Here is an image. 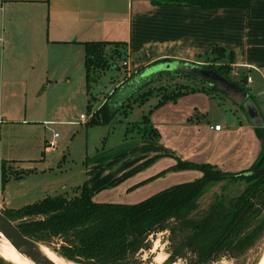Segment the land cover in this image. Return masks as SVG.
Listing matches in <instances>:
<instances>
[{"label":"crops","instance_id":"crops-1","mask_svg":"<svg viewBox=\"0 0 264 264\" xmlns=\"http://www.w3.org/2000/svg\"><path fill=\"white\" fill-rule=\"evenodd\" d=\"M101 39L127 41L123 60L128 63L119 62L125 65L127 75L166 57L200 63L199 54L214 44L223 45L234 52L235 74L244 69L251 76L245 84L264 114V0H252L248 8L211 9L156 0H0V126L65 121L53 119L57 106L49 109L45 104L39 110L9 102L4 106L2 95L36 94L51 87L60 93L75 92L78 77L86 78L85 41ZM194 92L205 93L209 100L208 92ZM190 93L162 104L150 115L151 124L160 132L159 143L165 148L161 152L212 162L224 170H231L232 164H247L237 169L247 168L256 161L261 143L245 112L225 111L227 119L222 120L210 118L207 106L200 108L197 103L182 110V105H189L182 101ZM165 105L170 110L168 117L160 118L165 114L160 112L155 118ZM215 123H221V129L212 128ZM35 142L30 135L9 137L4 144L1 138L0 173L2 160L7 161L9 170L25 168L21 177L14 175L16 171L11 177L23 178L27 172L36 171V158L16 157L28 154ZM11 177L4 187L0 179L2 189L7 188ZM10 195L6 193L4 200L1 196L3 207H11Z\"/></svg>","mask_w":264,"mask_h":264},{"label":"trees","instance_id":"trees-1","mask_svg":"<svg viewBox=\"0 0 264 264\" xmlns=\"http://www.w3.org/2000/svg\"><path fill=\"white\" fill-rule=\"evenodd\" d=\"M156 1L159 3L190 5L204 9L217 7L248 8L252 2V0ZM127 50L128 43L126 40L85 41L84 63L88 91L91 84L97 80L103 71L113 66L116 60H123L127 56ZM210 53H217L215 57L222 58L228 55L227 64L218 67L206 63L201 64L213 68L240 84L258 106L255 96L245 84L247 71L242 69L237 71V76L231 75V69L234 70L232 66L234 61L233 50L220 44H214L209 51L199 54V56L210 55ZM167 60L174 59L168 57L157 59L151 65ZM143 69L144 67H141L132 72L128 80L139 79L141 86L165 75H185L199 79L191 74L166 70L142 76ZM123 83L125 84V82ZM123 83L118 85L96 109L87 124H105L114 118L123 106V102L119 103L120 101L114 97V94ZM208 85L212 90H220L215 85L209 83ZM164 87V85H161V88ZM197 90L212 91L204 87L193 86L190 89L180 87L162 92L159 100L150 108L148 113H144L142 116L143 121L148 123L146 125H149L150 132L160 136L159 130L151 124L150 115L154 109ZM151 94H146L141 103H144L145 98L150 97ZM239 106L246 113L243 104H239ZM259 112L264 120V114L260 108ZM254 129L261 143V151L256 161L247 168L224 170L212 162H197L166 153V155L174 156L176 161L155 174L136 182L129 189L133 190L157 177L163 176L168 171L198 169L202 171V174L193 179L173 183L136 202L97 200L94 198V192L91 190L90 185L85 181L78 186L79 192L71 197L64 194H48L19 207H6L2 210L17 222L25 235L44 243L60 238L62 243L59 247L54 246V250L64 257L83 264H119L127 258L129 252L138 250L144 245L148 246L147 238L151 232L166 227H170L173 240L178 242L173 253L170 254L169 258L171 260L182 255L184 248L188 247H192L201 258L217 254L226 248L239 253L253 241L256 236V229H261L263 225V220L259 219L257 221V217L264 208V172L249 173V171L264 167V124L261 126L254 125ZM122 151L123 149L120 153ZM110 153L109 151L101 152L97 154L98 156L94 160L104 163L110 157ZM120 153H115V155ZM160 157L162 155L156 153L130 166L114 177L110 184L115 185L123 181ZM1 173V184L4 187L13 173L9 170L6 160L1 161ZM14 175L21 177L22 172L16 171ZM223 179L228 181L243 180L247 184L236 196L217 199L204 217L191 218L190 213L197 206L198 200L207 186ZM170 221H173V223L169 224ZM189 228L192 231L185 237L184 235L187 234L185 231ZM246 229L250 231H246Z\"/></svg>","mask_w":264,"mask_h":264},{"label":"rangeland","instance_id":"rangeland-1","mask_svg":"<svg viewBox=\"0 0 264 264\" xmlns=\"http://www.w3.org/2000/svg\"><path fill=\"white\" fill-rule=\"evenodd\" d=\"M215 56H217V53L203 55L200 57V63L216 67L227 64L228 55L223 58ZM120 60H116L113 66L100 74L97 80L91 84L89 93L87 92L86 78L83 76L78 77L76 81L77 89L73 93H65V91L60 93L61 90H51L52 87L36 94L32 92L27 94L22 92L3 93L4 106L8 102L14 103L13 106L15 107L28 105L30 110H39L45 104H48L49 109L57 106L53 119H64L65 121L47 123L46 125L41 122L37 126L9 125L8 123H4L2 127L0 126V140L2 138L3 144L6 143L9 137L30 135L36 141L35 145L28 154L16 157L37 159L33 161L36 171L27 172L23 178L11 177L5 189H2L0 185V199L2 196L4 200L5 194L9 195V192H11L12 201L10 206L12 207L35 201L48 194H64L71 197L79 192L78 186L87 181L88 184H91L93 191L98 193L96 199L136 202L173 183L193 179L201 175L198 169L168 171L163 176L157 177L144 185L133 190L129 189L136 182L175 162V159L172 160L171 157L166 155V152H161L165 150L159 143L161 136L150 132L149 125H146L148 123L143 121V114L149 112L164 91L180 87L190 89L193 86L212 89L208 83H203L199 79L185 75H165L160 79L140 86L139 79L128 80L130 76L126 74L125 65L119 63ZM158 70H153L152 73L154 74ZM233 73L231 69V75L237 76ZM122 83L123 85L117 89L114 97L118 101H122L123 106L114 118L105 124H87L96 109L114 91L118 84L121 85ZM161 85L165 87L161 88ZM148 93H152L151 96L145 98V102L141 103L143 97H146ZM208 93L209 100L206 98L205 93L191 92L182 101V104L189 103V105H182L183 108L181 109H187L192 103H197L200 108L207 106V109L210 110L208 111L210 118H217L218 116L222 120L227 119V113H223L225 111L244 114L241 106L234 103L226 93L220 90H212ZM58 105H60L59 109ZM169 111V108L165 105L160 111H157L158 113L156 112L155 118L160 112H165L164 115H159L160 118L168 117L166 113ZM81 114H85L87 118H82ZM245 116H247L246 113ZM192 118H196V116L193 115ZM249 121L251 122L250 119ZM56 131L60 133L57 137V147L46 149L47 140ZM122 149L123 151L120 153ZM105 151L111 152L110 157L104 163L96 162L94 159L98 156L97 154ZM118 152L120 154L115 155ZM158 152L162 157L156 159L149 166L115 185L110 184L112 179L125 169ZM86 160L89 162L88 164ZM47 162L50 163V166L46 164ZM21 165L23 166V163ZM245 165L247 166V164ZM245 165L233 166L232 164L230 168L235 170ZM16 171L24 172L25 168L19 167ZM246 184L243 180L228 181L223 179L208 185L199 198L197 206L190 213L191 218L204 217L217 199L236 196ZM101 188L105 189L97 192ZM3 200H1L2 205L0 203L1 209L6 208L3 207L5 205ZM259 219L263 220L262 228L256 229V236L253 241L239 253L226 248L217 254L201 258L192 247H188L184 248L182 255L171 260L169 258L170 254L173 253L178 242L173 240L170 227H166L151 232L147 238L148 246L144 245L138 250L129 252L127 258L119 264H256L264 250V208L257 217V221ZM172 223L173 221H170L169 224ZM249 229L251 230V227ZM250 230L246 229V231ZM191 231V228L187 229L185 231L187 234L184 236L189 235ZM61 243L60 238H55L53 241L43 244L54 251V246L59 247ZM160 255L164 256V259L157 261L156 258ZM0 260L2 264H16L4 257H0Z\"/></svg>","mask_w":264,"mask_h":264},{"label":"water","instance_id":"water-1","mask_svg":"<svg viewBox=\"0 0 264 264\" xmlns=\"http://www.w3.org/2000/svg\"><path fill=\"white\" fill-rule=\"evenodd\" d=\"M179 71L182 73L191 74L200 80L217 86L221 91L225 92L232 101L236 104H243L246 113L254 125L261 126L264 120L259 112V108L253 99L248 96V92L234 80L224 76L213 68H208L201 63L186 61L181 59L161 61L159 63L148 66L142 76L152 74L153 70ZM158 70V71H160ZM264 172V167L250 170L249 173ZM0 231L9 239L18 252L28 257L35 264H57L43 250L44 245L41 240L25 235L17 222L12 220L0 208ZM54 250V249H53ZM56 251V250H54ZM57 252V251H56ZM58 253V252H57ZM59 254V253H58ZM62 256V255H60ZM66 260L74 261L62 256Z\"/></svg>","mask_w":264,"mask_h":264},{"label":"bare ground","instance_id":"bare-ground-1","mask_svg":"<svg viewBox=\"0 0 264 264\" xmlns=\"http://www.w3.org/2000/svg\"><path fill=\"white\" fill-rule=\"evenodd\" d=\"M42 250L51 257L57 264H83L80 262H73L66 260L62 256H60L57 252L52 251L46 245H42ZM0 257H4L10 261H13L16 264H35L28 257L21 254L17 251V249L13 246V244L9 241V239L4 235L2 231H0ZM164 259V256L160 255L156 258L157 261H161ZM178 264V263H173ZM256 264H264V250L256 262Z\"/></svg>","mask_w":264,"mask_h":264},{"label":"built area","instance_id":"built-area-1","mask_svg":"<svg viewBox=\"0 0 264 264\" xmlns=\"http://www.w3.org/2000/svg\"><path fill=\"white\" fill-rule=\"evenodd\" d=\"M127 60H123V64H127ZM233 72L235 73V71L233 70ZM247 81H251V76L247 75ZM81 117L86 119L87 116L85 114H81ZM222 124L221 123H215L212 124L211 127L214 129H221ZM60 135V133L58 131L54 132L53 136L51 138H49L47 140V145H46V149H55L57 147V137ZM1 159V158H0ZM0 264H1V260H0Z\"/></svg>","mask_w":264,"mask_h":264}]
</instances>
